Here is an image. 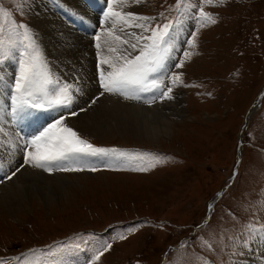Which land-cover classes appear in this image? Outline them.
Instances as JSON below:
<instances>
[{
    "label": "rangeland",
    "instance_id": "1",
    "mask_svg": "<svg viewBox=\"0 0 264 264\" xmlns=\"http://www.w3.org/2000/svg\"><path fill=\"white\" fill-rule=\"evenodd\" d=\"M48 1L46 14L53 23L58 18L66 27L74 26L71 31L77 35H94L99 30L87 17L94 14L99 22L105 1L78 0L79 10L69 8L64 0ZM34 2L0 0V7L11 11L17 21L32 26ZM175 4L176 0H148L137 9L139 14L158 16L165 12L171 18L176 15L175 10L166 9ZM204 7L205 11L216 14L217 23L200 29L197 47L188 49L194 54L178 70L184 74V84L175 87L174 93L180 97L183 115L170 116L174 131L169 136L150 143L135 140L110 126L99 136L69 121L70 126L97 146L160 154L156 167L147 172L101 170L53 174L31 168L38 173L30 174L40 178L43 174L59 180L66 176L72 182L64 185V196L51 203L35 198L23 203L14 213L0 209V258L83 239L90 244L65 257V264H85L93 255L92 245L98 246L99 242L112 243L113 247L96 264H206V261L228 264L232 248L228 237L238 234L248 222L264 223V0H229L225 6ZM80 13L86 18L80 17ZM8 29L9 25L5 24L6 38L10 34ZM191 30H194L193 22L185 18L183 31L177 38L180 49L187 47L184 42ZM35 33L41 44L40 36ZM89 42L88 47L93 51V39ZM180 49L173 54L177 58L182 56ZM48 61L53 64L52 57ZM175 63L176 60L169 61L170 66ZM16 66L15 59L0 62V76L8 75L0 87L9 95ZM64 67L61 63L52 68L67 80L59 72ZM258 98V105L247 117ZM4 104L7 111L8 95ZM155 104L162 109L167 106L165 101ZM169 104L176 107L171 101ZM35 112L37 116L46 113V119L52 113ZM83 113L86 112L75 117ZM97 117L102 121L109 118L103 114ZM36 122L30 123L31 126ZM31 126L24 131L30 132ZM41 126L35 125L33 130ZM145 159L155 162L156 158L145 155ZM213 209L211 220L204 225ZM133 225L139 227L135 232H127ZM99 229L104 231L98 233ZM120 232H125L127 239H113ZM204 240L212 244L213 250L208 249ZM182 241L188 242L184 248L180 247ZM254 245L241 249L243 255L238 257V264L243 261L264 264V248L254 252L251 260L246 259ZM40 255L36 253L32 259ZM5 264L14 262L5 259Z\"/></svg>",
    "mask_w": 264,
    "mask_h": 264
},
{
    "label": "snow or ice",
    "instance_id": "2",
    "mask_svg": "<svg viewBox=\"0 0 264 264\" xmlns=\"http://www.w3.org/2000/svg\"><path fill=\"white\" fill-rule=\"evenodd\" d=\"M147 2L106 0V8L100 20L101 27L93 35L97 82L101 91L88 107L96 104L105 94L149 106L175 99L174 88L184 84V74L178 70L183 69L185 62L194 54L188 49L197 47L200 29L217 23L214 18L216 14L205 11L204 5L225 6L229 0H176L174 6L166 9L167 12L175 10L176 15L171 18L165 12L149 16L125 10ZM19 8L23 12V5ZM185 18L193 22L194 30L190 31L189 38L184 42L187 47L180 49L182 56L177 58L173 54L178 50L177 38L183 31ZM0 20L3 21L0 23V62L10 58L17 62L7 119L0 113V151L7 157L6 160L0 157V170L9 168L0 178V184L11 180L26 166L49 174L94 173L101 170L147 172L156 167L160 154L130 153L116 147L97 146L70 126V117L87 111V108L73 110L77 97L83 91L80 86L82 77L76 73L73 74V81L59 77L44 54L35 30L29 24L17 21L11 11L0 7ZM5 24L9 25L10 34L7 38L4 35ZM170 60H176V63L170 66ZM33 111H53L55 115L36 130L25 132L21 125L33 118ZM17 152L22 153L23 163L11 171L10 166ZM145 155L155 157V162L147 161ZM134 163L138 166H131ZM209 207L211 209L212 205ZM138 227L133 225L127 232H135ZM113 239L122 241L127 239V235L120 232ZM228 240L232 245L228 264H238V257L243 255L241 249H248L253 243L264 241V223L248 222L238 234L229 236ZM203 243L210 251L213 250L207 240ZM89 244L90 241L81 239L74 244L33 248L17 256L0 258V264H5V259L14 264H65V257ZM187 245V241H182L180 247ZM92 247L93 255L86 259L85 264H96L113 245L99 242L98 246ZM36 253L41 255L33 260L32 256ZM206 264L214 262L206 261Z\"/></svg>",
    "mask_w": 264,
    "mask_h": 264
},
{
    "label": "bare ground",
    "instance_id": "3",
    "mask_svg": "<svg viewBox=\"0 0 264 264\" xmlns=\"http://www.w3.org/2000/svg\"><path fill=\"white\" fill-rule=\"evenodd\" d=\"M77 1L78 0H64L66 5L73 10L78 9L76 5ZM101 1H105L104 5H106V0ZM48 2V0H35L32 4L31 13L33 22L31 28L40 36L41 45L44 49L43 52L47 59L52 57V67L63 63L65 65L64 70L59 69V72L65 76L67 81H73L74 73L82 77L80 86L83 91L82 94L77 97L76 104L73 105V108H87V111L78 116V118L75 117V120L71 118L69 121L77 123L80 128H84L90 133L99 136L104 135L107 132L106 127L109 126L110 129L119 131L121 134L133 136L135 140H147L150 143H156L159 138L169 136L174 131V124H172L173 121L170 119V116L174 114L183 115L182 108L180 107L182 103L179 95L176 93H173L175 99L170 100L175 103L176 107H170L172 103L169 104V100H167L165 101L167 106L163 109L160 106L158 108L156 104H154V108H151L153 105L149 106L141 102L125 101L122 97L110 94H105V96L99 98L96 104L88 107L91 99L100 92L96 78V76L98 77L96 49L92 51L91 47H88L90 44L89 40L91 41V39H93V36L91 37L93 34H74V32L71 31L74 26L68 28L62 24L58 18H56V21L53 23L51 18L46 14V5ZM139 6L140 5H134L127 10L139 13L137 9ZM54 14L57 17L56 12H54ZM79 16L84 19L86 18L84 13H80ZM87 19L89 22L92 21V23H94L93 25H96V27H101V15L99 22L95 19L94 14H92V16L89 15ZM83 22L85 21L83 20ZM72 34H74V36H72ZM71 39H73V41ZM180 48V44H178L177 49L179 50ZM3 78L8 80V75ZM3 78L0 76V84L3 82ZM7 95L10 97V95L0 87V113H3L5 119H7V111L4 103ZM78 100L79 102L77 103ZM9 109L10 108H8V110ZM45 114H39V116H37L36 112L33 111V118L25 121L21 127L26 130L27 127L31 126L33 121H37L33 126L44 125L49 122L47 121L43 124L44 121L51 119L52 116L55 115L52 111L51 116L46 119L47 116ZM97 114H103L109 118L102 121L98 119ZM33 126L30 127V132L34 131ZM3 154L4 152L0 151V157H4ZM21 163H23L22 153L17 152L13 164L10 166V170L14 171L17 165ZM8 171V167L4 170H0V178H3L5 172ZM30 173L38 172H33L30 166H26L11 180H5V182L2 183L0 186V209L8 213H14L18 208L20 209L21 205L23 206V203H28L35 198L40 199L44 203H51L57 198L63 197L64 194H62V192L66 187L64 185H70L72 182V179L70 181V178L66 176L60 177L61 179L59 180V177L53 178L43 174V178H40L41 176L39 177V175ZM36 176L38 178L33 179ZM262 248H264V241H257L254 248L247 254L246 259L251 260L253 257L252 254L256 251H262ZM242 264L250 263L243 261Z\"/></svg>",
    "mask_w": 264,
    "mask_h": 264
},
{
    "label": "water",
    "instance_id": "4",
    "mask_svg": "<svg viewBox=\"0 0 264 264\" xmlns=\"http://www.w3.org/2000/svg\"><path fill=\"white\" fill-rule=\"evenodd\" d=\"M259 99H260V98H258V99L256 100V102H255V103L251 106V108L248 110L247 117H248L249 114H251V113L253 112V110L256 108V106H257L258 103H259ZM241 135H242V134H241ZM239 145L242 146V141L239 142Z\"/></svg>",
    "mask_w": 264,
    "mask_h": 264
},
{
    "label": "trees",
    "instance_id": "5",
    "mask_svg": "<svg viewBox=\"0 0 264 264\" xmlns=\"http://www.w3.org/2000/svg\"><path fill=\"white\" fill-rule=\"evenodd\" d=\"M237 175H238V173L236 174V176H237ZM236 176H235V177H236ZM234 180H235V178H234ZM216 205H217V204H216ZM215 207H216V206H215ZM213 214H214V213H213ZM212 216H213V215H212ZM211 218H212V217H211ZM210 220H211V219H210ZM208 223H209V222H208Z\"/></svg>",
    "mask_w": 264,
    "mask_h": 264
}]
</instances>
